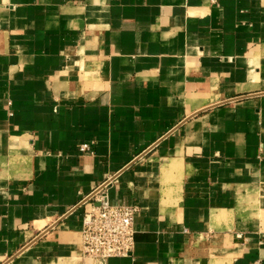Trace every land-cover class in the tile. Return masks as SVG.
<instances>
[{
    "label": "crops",
    "instance_id": "0c3cea01",
    "mask_svg": "<svg viewBox=\"0 0 264 264\" xmlns=\"http://www.w3.org/2000/svg\"><path fill=\"white\" fill-rule=\"evenodd\" d=\"M98 189L105 264H264V0H0V264H95Z\"/></svg>",
    "mask_w": 264,
    "mask_h": 264
},
{
    "label": "built area",
    "instance_id": "2783aa9c",
    "mask_svg": "<svg viewBox=\"0 0 264 264\" xmlns=\"http://www.w3.org/2000/svg\"><path fill=\"white\" fill-rule=\"evenodd\" d=\"M78 150L90 152V144L81 143ZM91 196L96 205L90 204L84 210L80 230L83 255L95 264H105L111 257L128 256L134 246L133 224L138 207L111 204L101 189Z\"/></svg>",
    "mask_w": 264,
    "mask_h": 264
}]
</instances>
